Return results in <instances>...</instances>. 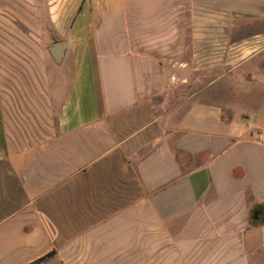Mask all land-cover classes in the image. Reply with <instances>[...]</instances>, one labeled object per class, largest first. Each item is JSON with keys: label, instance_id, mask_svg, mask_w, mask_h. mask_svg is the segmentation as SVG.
Returning a JSON list of instances; mask_svg holds the SVG:
<instances>
[{"label": "crops", "instance_id": "1", "mask_svg": "<svg viewBox=\"0 0 264 264\" xmlns=\"http://www.w3.org/2000/svg\"><path fill=\"white\" fill-rule=\"evenodd\" d=\"M262 136L264 0H0V264H264Z\"/></svg>", "mask_w": 264, "mask_h": 264}, {"label": "water", "instance_id": "2", "mask_svg": "<svg viewBox=\"0 0 264 264\" xmlns=\"http://www.w3.org/2000/svg\"><path fill=\"white\" fill-rule=\"evenodd\" d=\"M66 45L65 44H57L48 49V52L52 56L55 62H60L64 55ZM258 219V213L254 214V220Z\"/></svg>", "mask_w": 264, "mask_h": 264}, {"label": "rangeland", "instance_id": "3", "mask_svg": "<svg viewBox=\"0 0 264 264\" xmlns=\"http://www.w3.org/2000/svg\"><path fill=\"white\" fill-rule=\"evenodd\" d=\"M240 111H244V107L239 108Z\"/></svg>", "mask_w": 264, "mask_h": 264}, {"label": "built area", "instance_id": "4", "mask_svg": "<svg viewBox=\"0 0 264 264\" xmlns=\"http://www.w3.org/2000/svg\"><path fill=\"white\" fill-rule=\"evenodd\" d=\"M261 141H262V143L264 144V136H262V140H261Z\"/></svg>", "mask_w": 264, "mask_h": 264}]
</instances>
